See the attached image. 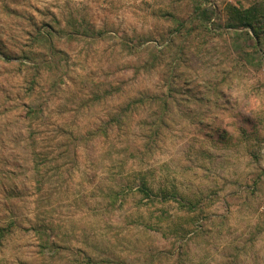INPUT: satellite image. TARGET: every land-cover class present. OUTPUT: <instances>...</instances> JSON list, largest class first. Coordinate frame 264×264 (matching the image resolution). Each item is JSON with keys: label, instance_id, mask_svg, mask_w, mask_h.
I'll use <instances>...</instances> for the list:
<instances>
[{"label": "rangeland", "instance_id": "rangeland-1", "mask_svg": "<svg viewBox=\"0 0 264 264\" xmlns=\"http://www.w3.org/2000/svg\"><path fill=\"white\" fill-rule=\"evenodd\" d=\"M204 1L0 0V264H264V56Z\"/></svg>", "mask_w": 264, "mask_h": 264}, {"label": "trees", "instance_id": "trees-1", "mask_svg": "<svg viewBox=\"0 0 264 264\" xmlns=\"http://www.w3.org/2000/svg\"><path fill=\"white\" fill-rule=\"evenodd\" d=\"M207 1L209 0H205L196 6L194 16L195 19H199L203 23L206 30H211L214 26L215 29L223 27L227 31H232L234 43L239 44L237 52L243 51L242 54L247 53L250 56L252 55L251 52H246L241 47L248 42V39H252L254 52L264 56V0H251L252 2L247 6L243 5L242 0H239L236 4L226 3L224 23L221 25L213 20L217 9L215 6L207 5ZM35 113L32 108L28 111V115L33 116ZM143 191L146 195L152 193V189L147 184H144ZM163 194L166 197L168 196L165 192ZM8 231V226H0V239L4 238Z\"/></svg>", "mask_w": 264, "mask_h": 264}]
</instances>
